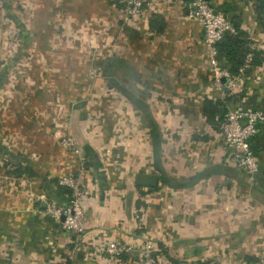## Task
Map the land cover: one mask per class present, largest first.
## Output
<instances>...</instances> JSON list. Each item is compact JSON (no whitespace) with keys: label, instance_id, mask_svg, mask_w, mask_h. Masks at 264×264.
Instances as JSON below:
<instances>
[{"label":"crops","instance_id":"crops-1","mask_svg":"<svg viewBox=\"0 0 264 264\" xmlns=\"http://www.w3.org/2000/svg\"><path fill=\"white\" fill-rule=\"evenodd\" d=\"M45 1L38 12L45 24L25 27L30 36L48 35L54 18L61 35L74 29L64 20L108 11L107 36L115 39L105 60L108 78L94 79L108 87L106 106L86 109L75 102L67 112L79 157L66 153L50 132L33 139L34 123L24 120L18 126L24 133L10 148L13 178L7 192L0 187V264H138L134 250L115 260L106 250L110 241L136 247L149 242L159 264L264 262V121L253 140L259 163L253 177L230 159L216 129L230 105L264 111V60H252L253 52L264 59V13L258 14V1L211 0L237 25L235 35L248 49L240 62L223 51L217 54L224 71L219 84L203 29L186 16L191 0H146L137 22L120 27L113 23L116 8H101L104 0L57 1L55 9ZM72 78L76 83L80 76ZM114 79L121 84L119 92L110 84ZM205 100L218 108L212 120L206 117ZM94 111L106 117L92 133L83 122ZM58 125L60 131L63 124ZM115 128L120 140L112 134ZM42 129L48 131L49 125ZM33 147L40 148L38 159L30 156ZM118 153L126 170L113 173L111 162ZM78 158L93 178H81L86 228L80 238L47 211L49 201L66 199L57 181L79 171ZM131 171L157 175V185L113 181L119 174L128 178Z\"/></svg>","mask_w":264,"mask_h":264},{"label":"rangeland","instance_id":"rangeland-1","mask_svg":"<svg viewBox=\"0 0 264 264\" xmlns=\"http://www.w3.org/2000/svg\"><path fill=\"white\" fill-rule=\"evenodd\" d=\"M49 1L55 9L57 1L63 0ZM101 4V8H108L111 5L116 8L114 27L116 22L118 27L126 25L120 13L123 9L122 0H104ZM40 6L41 0H0V187L4 192H7L8 181L13 178L10 175V168L13 167L10 157L13 152L10 148H14L15 143L19 142V138L24 133L23 130H18L21 122L24 124V120H27L31 124L34 123L30 136L32 135L33 139L38 137L36 141L45 138L50 132L51 137L59 141L66 153L77 156L80 155L81 148L71 133L72 118L67 112L72 113L75 102H83L86 109L90 106L93 108L106 106L103 98L108 92V87L102 82H95L94 79L108 78L105 60L113 53L111 45L115 42L113 37L107 36L110 32V21L106 16L108 11H101L98 16L79 13V16L73 20H64L67 26L71 24L74 29L70 33L64 32L61 35L56 34L59 24L57 18H54L48 23L50 27L48 35L30 36L28 32H23L25 27L34 25L40 28L41 24H45L43 19L38 18ZM53 27L54 30L51 29ZM73 75L80 76L76 83L73 82ZM116 83L119 82L114 79L110 84L115 87L116 92H119L121 84ZM227 108L234 107L230 105L225 110ZM105 117L104 113L95 114V111L94 114H86L84 128L92 132L93 126H97ZM58 123L63 124L60 131L56 130L60 127ZM46 124L49 125L48 131L42 129ZM216 129L218 130L217 125ZM112 134L119 139L120 130L115 128ZM68 136L75 141V148L63 146V139ZM46 149L49 150L46 153L50 155L55 153L50 148ZM112 150L118 151V148ZM40 153L39 147H33L30 156L38 159ZM78 159L79 171L64 177H72L82 188V179L84 182L93 178L88 176L86 165L83 164L84 160ZM111 164L113 173H120L122 168L126 170V167L120 163L119 153ZM133 172L129 173L128 178L119 174L113 177V181L117 182L116 185L137 186L134 182L136 174L133 175ZM248 176L253 177L254 174ZM64 177L61 178L62 181ZM58 185L65 192L70 190L64 183ZM135 214L141 217V212L138 210H135ZM146 248H151V255L157 258L149 242L137 247L134 244L130 245V250L136 251L138 255Z\"/></svg>","mask_w":264,"mask_h":264},{"label":"built area","instance_id":"built-area-1","mask_svg":"<svg viewBox=\"0 0 264 264\" xmlns=\"http://www.w3.org/2000/svg\"><path fill=\"white\" fill-rule=\"evenodd\" d=\"M123 9L120 10L121 19L125 24H134L142 16L148 2L146 0H122ZM186 16L196 20L203 29V43L207 48L208 60L215 73V81L219 84L224 71L220 69L217 60V43L225 34L237 33L231 20L223 12L214 8L211 0H191L187 5ZM227 74V73H226ZM264 121V111L253 108H227L217 123L219 133L224 144L230 149V159L248 175L253 176L259 163L253 149V140L258 135L259 124ZM63 146L75 148L72 137L63 139ZM58 184L64 183L70 188L66 199L62 202L49 201L47 211L60 222L61 227L75 237L80 238L85 233V216L83 209L82 188L72 177L60 179ZM106 250L118 260L130 245L125 242L110 241ZM152 249L146 248L141 252L138 264H159L157 258L151 255ZM249 264H264V262H250Z\"/></svg>","mask_w":264,"mask_h":264},{"label":"trees","instance_id":"trees-1","mask_svg":"<svg viewBox=\"0 0 264 264\" xmlns=\"http://www.w3.org/2000/svg\"><path fill=\"white\" fill-rule=\"evenodd\" d=\"M184 1L189 2L190 0H184ZM257 1H258V5L256 9L258 11V14L264 13V0H257ZM231 22L233 23L232 20ZM150 25L153 27L155 25V21L154 20L150 21ZM233 25L237 30L236 27L237 25L234 23ZM216 47H217L218 55L220 54L221 51H223L227 55H230V57L237 59L238 62H240L239 60L244 58V54L246 53V51H248L246 42L244 40H241L236 35L228 34V33L225 34L224 37L217 43ZM218 55H217V60H218ZM259 56L260 55L258 53L253 52V57H252L253 63H259L261 60H264L263 58L258 59ZM204 111L208 120H212L214 116L218 114V108L215 105H213L210 100H205ZM219 116L221 117L222 114H220ZM88 164L90 165L92 163L88 162ZM69 192L70 190L66 192L67 195L69 194Z\"/></svg>","mask_w":264,"mask_h":264},{"label":"water","instance_id":"water-1","mask_svg":"<svg viewBox=\"0 0 264 264\" xmlns=\"http://www.w3.org/2000/svg\"><path fill=\"white\" fill-rule=\"evenodd\" d=\"M134 182L138 186L154 187L157 185L158 177L155 174L139 172L135 175Z\"/></svg>","mask_w":264,"mask_h":264}]
</instances>
